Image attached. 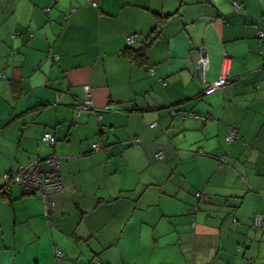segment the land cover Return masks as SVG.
I'll list each match as a JSON object with an SVG mask.
<instances>
[{"label":"crops","instance_id":"1","mask_svg":"<svg viewBox=\"0 0 264 264\" xmlns=\"http://www.w3.org/2000/svg\"><path fill=\"white\" fill-rule=\"evenodd\" d=\"M232 1L0 0V264H127L134 228L154 264H264V0ZM48 156L46 216L1 176Z\"/></svg>","mask_w":264,"mask_h":264},{"label":"built area","instance_id":"2","mask_svg":"<svg viewBox=\"0 0 264 264\" xmlns=\"http://www.w3.org/2000/svg\"><path fill=\"white\" fill-rule=\"evenodd\" d=\"M232 6H237L235 0L232 1ZM255 35L257 38H264L263 31L257 30L255 32ZM124 40L126 45H129L133 41V36L129 35L125 37ZM206 66V56L202 52V50L198 48L197 59L195 61V71L197 73H201L206 68ZM221 68L223 69L222 71H220V74L218 75L216 80L204 86V88L202 89L203 94H209L228 82V78L226 77V74L224 72L225 67L221 66ZM83 92L84 99L82 102L76 103L75 109L91 110L92 107L89 100V89L87 87H84ZM169 113L171 115H175V111L172 109H169ZM234 136V130L231 127H227L224 140L226 142H231ZM41 140L51 144L53 142V137L49 133H43ZM91 146L92 148H96L95 144H92ZM154 156L156 159H160V151L156 152ZM223 158V155L218 158L220 163H223ZM57 163L58 159L56 157H47L41 161L37 160L30 162L18 168L15 172H5L2 174L1 178L4 184H14L28 193H36L40 199L43 214L49 216L53 208V200L51 195L59 193L61 191L60 180L57 173ZM194 196L198 197L199 195L196 193L194 194ZM251 219L253 225L260 227V221L264 220V215L253 214ZM52 253L54 258H60L62 256V253L57 249H53Z\"/></svg>","mask_w":264,"mask_h":264},{"label":"rangeland","instance_id":"3","mask_svg":"<svg viewBox=\"0 0 264 264\" xmlns=\"http://www.w3.org/2000/svg\"><path fill=\"white\" fill-rule=\"evenodd\" d=\"M129 229L130 228H128V231ZM138 231H140V229L137 230V228L129 231L126 238H122V240H119L117 245H114L116 246L115 248H113L114 246L110 248V252L107 254V257L113 258L116 255L122 254V257L126 260L127 264H140L143 260L150 258L149 264H154L161 256L162 251L152 248L142 249L138 245L136 239V233H138ZM117 250H120V253L116 252Z\"/></svg>","mask_w":264,"mask_h":264},{"label":"trees","instance_id":"4","mask_svg":"<svg viewBox=\"0 0 264 264\" xmlns=\"http://www.w3.org/2000/svg\"><path fill=\"white\" fill-rule=\"evenodd\" d=\"M236 2V1H235ZM237 3V2H236ZM153 39V36H149L147 40H145L142 45L137 48V49H132L130 47H127L125 50V54L134 62H140L144 59L145 57V49L147 48V46L149 45V43L151 42V40ZM75 108V107H74ZM50 134V133H49ZM51 135V134H50ZM52 136V135H51ZM54 141V139H53ZM53 142L51 144L48 145H52ZM51 157V156H48ZM47 158V157H45ZM43 158V159H45Z\"/></svg>","mask_w":264,"mask_h":264},{"label":"water","instance_id":"5","mask_svg":"<svg viewBox=\"0 0 264 264\" xmlns=\"http://www.w3.org/2000/svg\"><path fill=\"white\" fill-rule=\"evenodd\" d=\"M41 160H43V159H40V160H38V161H41Z\"/></svg>","mask_w":264,"mask_h":264}]
</instances>
